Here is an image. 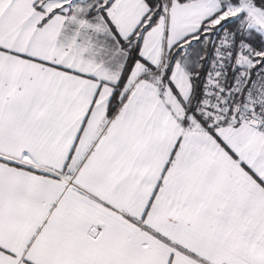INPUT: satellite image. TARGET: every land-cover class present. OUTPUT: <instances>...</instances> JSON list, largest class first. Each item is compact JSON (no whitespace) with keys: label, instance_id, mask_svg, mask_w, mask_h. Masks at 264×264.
<instances>
[{"label":"snow or ice","instance_id":"obj_1","mask_svg":"<svg viewBox=\"0 0 264 264\" xmlns=\"http://www.w3.org/2000/svg\"><path fill=\"white\" fill-rule=\"evenodd\" d=\"M0 264H264V0H0Z\"/></svg>","mask_w":264,"mask_h":264}]
</instances>
